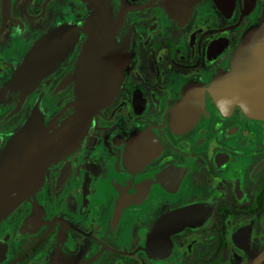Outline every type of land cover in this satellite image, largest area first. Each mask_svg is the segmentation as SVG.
<instances>
[{
    "label": "flooded vegetation",
    "instance_id": "obj_1",
    "mask_svg": "<svg viewBox=\"0 0 264 264\" xmlns=\"http://www.w3.org/2000/svg\"><path fill=\"white\" fill-rule=\"evenodd\" d=\"M107 1L123 80L0 219V264H49L55 249L80 264H245L247 249L264 248V119L239 102L220 107L212 90L233 72L264 0H198L183 11L166 0ZM92 2L0 0V138L37 107L50 133L73 112L83 29L22 103L21 87L1 92L36 41L82 24Z\"/></svg>",
    "mask_w": 264,
    "mask_h": 264
},
{
    "label": "water",
    "instance_id": "obj_2",
    "mask_svg": "<svg viewBox=\"0 0 264 264\" xmlns=\"http://www.w3.org/2000/svg\"><path fill=\"white\" fill-rule=\"evenodd\" d=\"M166 1L170 8L183 11L198 0ZM92 4V13L82 24L61 25L36 41L15 78L1 92L7 95L21 87L22 103L42 78L58 66L76 41L77 30L88 33L74 74L77 97L70 103L74 110L61 128L50 133L37 107L18 131L0 138L4 141L0 151V219L37 189L51 161L75 142L95 114L114 99L123 80L126 58L115 36L120 22L113 17L107 0H93ZM235 58L233 72L221 74L213 84V95L222 108L239 102L248 115L264 119V13L261 21L245 31ZM193 211V207L182 208L175 215ZM246 251L245 264H264L263 247ZM49 264L80 263L55 249Z\"/></svg>",
    "mask_w": 264,
    "mask_h": 264
}]
</instances>
